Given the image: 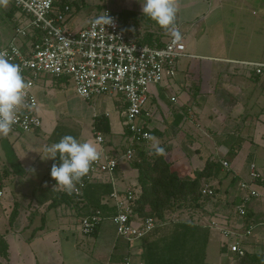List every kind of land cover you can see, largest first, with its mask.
Instances as JSON below:
<instances>
[{
	"label": "crops",
	"instance_id": "obj_1",
	"mask_svg": "<svg viewBox=\"0 0 264 264\" xmlns=\"http://www.w3.org/2000/svg\"><path fill=\"white\" fill-rule=\"evenodd\" d=\"M62 1L72 8L68 17V25L72 28L85 26L105 8H110L118 15L121 28L137 41L151 33L153 42L162 44L171 35L153 26V21L143 15V0H57L56 6ZM230 1L177 0L175 26L180 27L184 39L189 38L187 53L193 56L181 57L173 75L151 85L144 109L146 126L152 130V138L145 143L146 146L152 143V146L145 150L167 144L166 159L174 163L176 171L188 176H194L207 160L218 162L214 176L206 183L214 187L216 194L203 201L197 213L203 225L213 219L242 225L244 218L239 217L235 209L246 195L240 183L251 180V164L256 165L261 175L254 187L264 193V70L257 74L252 66L241 63H264V57L243 58L230 52L213 55L194 50L201 40L213 47L234 45L233 33L228 31L227 24L230 14L223 12ZM238 1L234 0L232 16L239 12ZM11 2L13 5V0ZM9 10L5 13L8 16ZM19 17L15 8L10 17L13 24L0 29V47L11 40ZM214 28L219 30L217 35L212 33ZM255 37L256 33L254 44ZM257 38L264 43V8L257 20ZM22 42L25 44L26 40ZM70 85L71 92L67 91ZM33 90L40 104L41 127L19 135L9 133L15 138L12 148L24 172L47 174L50 179L54 159L49 158L51 153L45 149L64 135L101 147L95 141L93 123L95 117L102 114L108 117L111 126V134L104 136V149L111 155L120 156L124 152L129 136L123 117L127 102L122 95H100L88 100L75 93L70 79L50 75L41 76ZM73 96L75 103L71 105L69 98ZM1 158L5 160L4 155ZM224 160L228 161V167L223 165ZM122 161L129 162L133 169L122 165ZM10 174L7 169L0 172V190L3 191L0 201L5 196L4 182ZM49 179L46 187L33 188L29 200L14 201V206L2 207L5 218L0 227V240L7 243L8 256L0 252V264H123L125 258L143 263L140 239L128 242L120 238L109 215L111 212L104 214L95 234H84L77 211L66 202H53L56 189L49 186ZM104 180L110 181L114 190L141 191L138 169L132 161L121 160L114 173ZM246 205L251 222L256 224L257 218V242L253 244L257 251L264 250V195L249 199ZM6 207L11 210L6 212ZM16 208L17 216L12 219ZM185 214H177L179 218L174 214L171 220H186L188 215L182 218ZM216 236L223 237L218 229L210 228L206 260L211 238ZM247 236L243 244L252 242ZM222 252L228 255L223 248ZM234 256V253L228 256V263Z\"/></svg>",
	"mask_w": 264,
	"mask_h": 264
},
{
	"label": "built area",
	"instance_id": "obj_2",
	"mask_svg": "<svg viewBox=\"0 0 264 264\" xmlns=\"http://www.w3.org/2000/svg\"><path fill=\"white\" fill-rule=\"evenodd\" d=\"M56 2L57 0H13L20 13L19 25L15 27L11 40L1 46L0 51L6 50L11 62L21 66L22 75L30 82V87L25 91L10 134L19 135L41 127L40 104L33 90L41 76L70 79L75 93L88 100L100 95H122L127 102L123 111L124 123L130 132L126 148L120 156L109 154L103 147L104 134L94 131L95 141L101 146L98 148L101 156L83 178V186L76 185L73 193L81 194L88 182L111 176L121 160L132 161L137 147L150 141L152 133L147 129L144 109L151 85L161 83L168 75H173L181 57L193 55L187 53V45L179 26H175L179 37L171 34L161 46L140 43L121 28L118 15L110 8H105L85 26L72 28L68 25L71 6L65 4L60 9ZM106 14L112 19V24L95 23L100 16ZM34 35L37 36L35 42L28 40ZM22 40L28 41L23 44ZM241 63L252 66L257 74L264 70V63ZM222 163L225 167L229 166L226 160ZM250 177V181L240 183L246 192V200L236 207L240 217L246 213L245 205L249 199L264 195L254 187V183L261 177L255 164H251ZM55 185L56 181L50 177L49 186L63 191L59 186L54 188ZM202 193L211 197L216 194L210 184L203 185ZM2 195L3 191L0 190V198ZM135 199L136 192L131 189L123 192L115 189L108 198V202L116 208L111 219L116 226L117 235L127 241L140 239L157 225L154 217H139L133 211ZM103 219L104 215L98 209L80 219V229L84 234H91ZM206 224L222 233L230 251L236 256L244 255L243 240L252 233V227L239 231L235 225L221 219H213L204 225ZM230 238H233L232 241H228ZM123 264L144 263L127 259Z\"/></svg>",
	"mask_w": 264,
	"mask_h": 264
},
{
	"label": "trees",
	"instance_id": "obj_3",
	"mask_svg": "<svg viewBox=\"0 0 264 264\" xmlns=\"http://www.w3.org/2000/svg\"><path fill=\"white\" fill-rule=\"evenodd\" d=\"M65 4L67 3L62 1L58 6L61 9ZM15 8L13 3L8 12L10 17H12ZM150 34L148 33L144 39L138 40V42L159 46L164 44H155L153 36H149ZM36 39L37 36L34 35L30 36L28 40L35 42ZM93 125L94 131H101L104 136L111 134L110 121L105 114L96 116ZM147 129L152 131L148 127ZM127 134L130 135L128 129ZM157 147L165 150L163 155L156 154V147L148 150L138 148L132 160L134 167L138 169V182L141 188L140 192H136L133 211L139 217L152 216L157 220L155 228L140 238L143 248V263L207 264L206 247L210 227L198 221L196 215L199 214L203 201L211 198V196L202 193V187L209 183L214 176L218 162L207 160L202 169L195 171L194 176H188L176 171L174 163L166 159L169 152L167 144H161ZM53 163L59 165L58 156ZM113 191V185L110 181L96 180L88 182L81 194L72 193L69 195L65 191L56 190L53 202H66L77 211L76 214L81 218L95 213L98 209L102 211L103 215L111 212L112 214L109 215L113 216L116 213V208L108 204V198ZM244 200H246L245 197ZM246 206V213L241 217L244 218V221L241 226H236L239 231H244L250 227L253 229L254 223L250 220ZM176 213H186L189 215L188 219L171 220V217ZM236 214L239 216L238 212ZM16 216L17 208L12 212L11 218L14 219ZM99 225L100 223L91 234L96 233ZM243 248L245 250L244 255L236 256L237 264H264V250L257 251L256 246L251 243H244ZM0 252L3 256H8V246L3 239L0 240ZM127 259L130 258H125L123 262Z\"/></svg>",
	"mask_w": 264,
	"mask_h": 264
},
{
	"label": "rangeland",
	"instance_id": "obj_4",
	"mask_svg": "<svg viewBox=\"0 0 264 264\" xmlns=\"http://www.w3.org/2000/svg\"><path fill=\"white\" fill-rule=\"evenodd\" d=\"M98 3L102 4L101 2ZM11 7H12L11 0H7L6 5L0 4L1 30H3L4 26L7 29L8 26L13 24V19L5 14L9 9H11ZM234 7H235L234 0H231L229 4H226L225 8L223 9V12L225 11L227 12V14H230L229 22L227 21V24L229 26L228 31L233 33L232 37L235 40L234 45L232 44L226 47H221L217 45V47H213V44H207L205 40H201L197 44V48H194L195 51L213 54V55H228V52H230L233 56L243 57V58L256 56V59H260L259 57H264V43L260 42L257 38V20L262 15V9L264 8V0H239L237 2V7H238L237 9H239V12L235 16H232L231 14L233 13L231 12V10H234L235 9ZM96 8L98 9V6H96ZM220 14L221 17H224L222 13ZM142 21H144V19H142ZM153 23H154L153 26H155L156 28H160V26L157 25L155 21H153ZM218 32L219 30L215 28L212 31L214 35H217ZM254 33H256V37L254 41L255 44L252 42ZM250 41L251 43H248ZM185 43L186 45L189 44V38L185 39ZM71 88L72 87L70 85L67 91L71 92ZM75 98H76L75 96L69 98V104L71 105L74 104ZM86 115H88V112H86ZM14 140L15 138L10 134L7 137H0V172H3V170L7 169L11 173L6 180L7 182H4L5 196L0 201V208H1L0 227H2V223L5 218V214L2 213V210H4L2 207L9 206L10 204L11 206H14L13 205L14 201H24V199L29 200L33 188L35 186L46 187L49 179V176L47 174L41 175V174H37L34 171L32 172L23 171V169L20 167L19 162L16 159V154L14 153V150L12 148V144ZM148 144L152 146V143L151 144L148 143ZM148 146L142 144L139 145L137 149L138 148L144 149ZM3 155L5 157V160H2L1 158L3 157ZM4 164H6V166ZM121 164L128 166L130 170L133 169V167L129 162L122 161ZM10 210L11 209L6 207V212H9ZM176 215L177 214H175V216ZM181 215L182 214H180V216ZM187 215L188 214H185L184 217L182 218H186ZM73 216L74 219L76 220L77 216L75 214ZM176 217L179 218L178 216ZM74 219H73V224L75 223ZM255 221L256 224L253 225L252 233L247 236V239L248 238L252 239L251 242L252 244L253 242H257V235H258L257 218L255 219ZM110 227L111 230L114 231L113 225H110ZM232 239L233 238H230L228 241H232ZM34 245H37V243H35ZM222 248L226 253H228L227 256L223 254ZM230 254H233V252L230 251V247L227 246V243L225 242L224 238L220 236L213 237L211 238L210 249L207 252V260H206L207 264H221V263L237 264L236 256H234L232 261L228 263L229 261L228 256Z\"/></svg>",
	"mask_w": 264,
	"mask_h": 264
},
{
	"label": "clouds",
	"instance_id": "obj_5",
	"mask_svg": "<svg viewBox=\"0 0 264 264\" xmlns=\"http://www.w3.org/2000/svg\"><path fill=\"white\" fill-rule=\"evenodd\" d=\"M7 4V0H0ZM143 15L155 21L160 28L179 37L175 28L177 18V0H143ZM95 23L110 25L112 19L106 14L100 16ZM30 87L22 75L19 64L12 63L7 51H0V137H7L16 123L18 109L23 103L25 91ZM51 153L49 158L59 157L60 163L52 164L50 175L56 181L54 188L69 195L76 190V185H82L83 178L88 175L94 162L99 160L101 153L97 146L90 141L81 142L72 135H64L59 142L45 149ZM156 154L163 155L165 150L155 148Z\"/></svg>",
	"mask_w": 264,
	"mask_h": 264
}]
</instances>
